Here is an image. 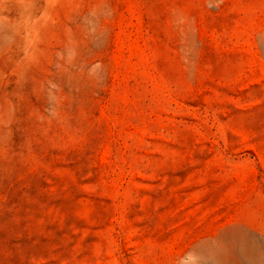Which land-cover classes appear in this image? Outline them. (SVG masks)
Returning <instances> with one entry per match:
<instances>
[{
    "label": "rangeland",
    "instance_id": "1",
    "mask_svg": "<svg viewBox=\"0 0 264 264\" xmlns=\"http://www.w3.org/2000/svg\"><path fill=\"white\" fill-rule=\"evenodd\" d=\"M233 260L264 264V0H0V264Z\"/></svg>",
    "mask_w": 264,
    "mask_h": 264
},
{
    "label": "bare ground",
    "instance_id": "2",
    "mask_svg": "<svg viewBox=\"0 0 264 264\" xmlns=\"http://www.w3.org/2000/svg\"><path fill=\"white\" fill-rule=\"evenodd\" d=\"M243 256L246 257V258H249L251 256L250 250L247 249V248L243 249ZM229 264H241V263L239 261H237V260H233Z\"/></svg>",
    "mask_w": 264,
    "mask_h": 264
}]
</instances>
